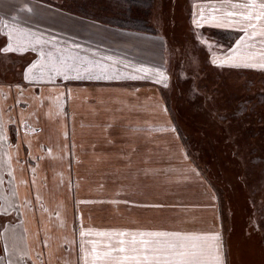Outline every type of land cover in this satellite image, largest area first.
<instances>
[{"label": "rangeland", "instance_id": "obj_1", "mask_svg": "<svg viewBox=\"0 0 264 264\" xmlns=\"http://www.w3.org/2000/svg\"><path fill=\"white\" fill-rule=\"evenodd\" d=\"M35 1L62 10L47 8L36 19L56 26L63 38H105L110 49L131 63L134 56L135 62L160 56L164 66L154 84L120 82L123 89L87 82L64 83L60 90L46 86L49 109L36 123L42 127L25 134L29 154L37 157L10 165L13 172L0 165V172L13 175L7 183L18 199V192L30 189L27 215L34 227L33 232L24 230L26 243L33 235L39 240L45 264H105L97 254L119 248L121 240L131 256L133 246L144 251L143 240L153 246L203 243L191 237L209 231L203 238L219 245L222 264H264V68L245 67L242 61L250 55L264 62V37L248 40L240 25L193 22L202 10L205 20L213 14L225 23L239 20L223 14L245 11L231 5L249 0H153L149 30L160 36L144 40L126 34L124 50L113 48L112 35L86 31L90 17L59 6L61 0ZM17 17L23 25L34 23L33 14ZM198 36L208 38L211 50ZM161 41L162 48L157 44ZM20 57L0 53V80L20 77L28 63ZM228 57L232 61L222 64ZM68 63L62 59V71L75 70ZM74 78L93 82L97 75L73 74L65 80ZM39 137L47 145L39 147ZM22 177L29 182L25 188ZM15 202L13 195L8 205ZM15 213L2 214L0 224L8 218L31 229L25 216ZM212 236L218 239L212 241ZM123 255L112 252L116 258Z\"/></svg>", "mask_w": 264, "mask_h": 264}, {"label": "crops", "instance_id": "obj_2", "mask_svg": "<svg viewBox=\"0 0 264 264\" xmlns=\"http://www.w3.org/2000/svg\"><path fill=\"white\" fill-rule=\"evenodd\" d=\"M152 2L153 0H151L147 18L149 24L151 23L150 17L154 16ZM53 5L39 3L35 0H18L16 4L0 0V36L3 38V43L0 45V53L18 55L21 56V59L25 56L26 60H28L18 79L0 80V165H8L11 172H13L14 168L10 165H14V163L21 164L24 161L27 163L29 162V157H37V153L34 155L29 154L30 145L28 141L30 137H27L25 134H28L29 130L36 133L35 126L42 127L41 123L38 125L36 123L41 122L40 117L47 115V109H49V106L45 103V94L48 90L46 86L59 88L60 90L63 88L62 85L64 83L87 82L101 86L105 85L111 89H123L120 82H138L136 85H141L142 83L140 82L154 84L159 81L162 74L164 64L161 65L159 61L160 56L154 57L155 59L152 58L151 62H135L134 58L138 57L134 56V58L130 57L133 58L134 62L131 63L123 59L125 58L122 56L124 54L117 55L115 49H110V43L106 42L107 39L105 38L98 37L95 40H84L81 38H74V40L72 38L66 39L63 38L60 30H56V26L47 27L42 25L36 19L40 11L45 12L47 8H50L52 10H59L60 12L61 9ZM28 13L31 16L33 14L34 23L27 22V25H23L24 22L20 21L17 16L27 15ZM88 20H90L91 25H96V27L94 28L90 25L85 30L96 32L98 35H112L113 48L118 47L124 50L126 34L134 33L133 35L139 36L144 40L147 38L146 36H150L151 38L158 36L155 30L153 32L156 34L138 29L128 32L129 30L126 31L124 29L126 27L121 26L107 28L101 25V23L99 24L98 20H95L93 17ZM54 25H56V22ZM10 28L22 31H14L12 39L9 40L8 32ZM82 35L85 36V34ZM9 43L12 44V50L4 51ZM163 43L161 41L157 44H160L162 48ZM47 44L51 46L46 48L48 47ZM121 45L122 47H120ZM51 58L52 63L50 61ZM62 59L69 61V68L75 67V70H71L70 72L62 71ZM73 74L80 76L97 75V78L93 82H90L87 78H74L72 80H65L63 78L65 75L72 76ZM107 82L114 84H103ZM25 127L29 129L26 131ZM37 140L39 147L47 145L41 141L40 137ZM38 160V163L42 162L40 161V157ZM12 176L8 170L0 172V218L2 214L6 213H9L8 215H13L14 213L17 216L15 211L19 210L32 224V227L29 229V227H25L23 224L20 226L17 222L4 217V223L0 224V264H45V253L41 249L42 254H40L39 240L37 241L33 235L26 243L23 235L24 230L27 233L33 232L34 227L31 215H27L30 207V189L25 188L24 185L25 182L27 184L29 182L24 180V177L21 178L22 188L25 189L20 194L18 192L20 201L17 202L19 199L17 198L16 191L7 183L8 177ZM32 190L35 192L34 188ZM13 195H15L17 203L8 205L13 200ZM207 232L203 231L201 234V241L203 243H205L203 236L207 235ZM213 235L221 237L215 233ZM14 254L16 263L12 261L14 260L12 255Z\"/></svg>", "mask_w": 264, "mask_h": 264}, {"label": "snow or ice", "instance_id": "obj_3", "mask_svg": "<svg viewBox=\"0 0 264 264\" xmlns=\"http://www.w3.org/2000/svg\"><path fill=\"white\" fill-rule=\"evenodd\" d=\"M232 8H242L245 11H229L224 13V17H239V20H228L226 23L223 22L217 15H211L208 20H205L203 10L200 13L199 20H194V23L199 24L200 21L210 22L218 21V27H233L236 25L241 26V30L245 33V37L248 40L260 36L264 37V0H249V2L244 4H232ZM213 13L220 11L219 9H210ZM14 31H22L15 28H10L8 32L9 40L12 39V33ZM202 43L206 44L211 50L212 44L209 42L208 38L203 36L197 37ZM244 41V37L237 41V50L239 46ZM12 44L9 43L8 47L4 51H11ZM236 50H234L235 52ZM43 55V54H42ZM233 57L226 58V61L221 63H226L232 61ZM243 66L254 67V68H264V62H255L252 56H245L242 58ZM215 63V61H214ZM239 66V65H233ZM58 70V69H57ZM162 75V74H161ZM76 78H80L77 76ZM136 78V77H132ZM65 79L68 76L65 75ZM167 236L168 233H141V236ZM193 241H200L202 238L199 236L191 237ZM205 243H192V244H176L167 243L162 245L153 246L151 241L143 240L141 244L143 245L144 251L141 253L135 246L132 247L131 252L134 255L129 256L127 253L129 249L124 247L125 241H120V247L116 249H111L110 251H105L102 255L97 254L96 259L104 261L105 264H222L220 248L217 243H207L209 238H203ZM212 241H216L218 238L212 236L210 238ZM136 241L133 240V245ZM112 252L124 253L122 258H116L112 256Z\"/></svg>", "mask_w": 264, "mask_h": 264}, {"label": "trees", "instance_id": "obj_4", "mask_svg": "<svg viewBox=\"0 0 264 264\" xmlns=\"http://www.w3.org/2000/svg\"><path fill=\"white\" fill-rule=\"evenodd\" d=\"M46 1L56 3V0ZM89 2V0H61L58 5L65 6L72 13L78 12L103 23L109 21L112 25L153 32L149 30L151 25L147 20L151 0H126V4L121 0L119 4L109 0H92V6Z\"/></svg>", "mask_w": 264, "mask_h": 264}, {"label": "bare ground", "instance_id": "obj_5", "mask_svg": "<svg viewBox=\"0 0 264 264\" xmlns=\"http://www.w3.org/2000/svg\"><path fill=\"white\" fill-rule=\"evenodd\" d=\"M150 191H151V193H152V189L150 188Z\"/></svg>", "mask_w": 264, "mask_h": 264}]
</instances>
